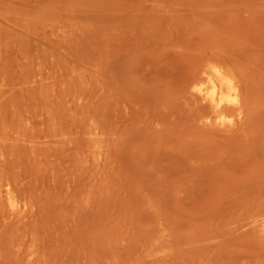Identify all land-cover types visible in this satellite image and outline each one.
Here are the masks:
<instances>
[{"label": "rangeland", "instance_id": "1", "mask_svg": "<svg viewBox=\"0 0 264 264\" xmlns=\"http://www.w3.org/2000/svg\"><path fill=\"white\" fill-rule=\"evenodd\" d=\"M8 1L9 11L0 6L10 14L5 13L9 16L6 20L7 16L0 13V33L3 35L8 28L4 37L0 36L1 44L6 41L0 52L3 48L9 56V66L3 62L0 72L12 71V77L6 73L5 80L6 75L0 74L4 76L1 85L6 87L4 83L11 81L21 90L15 89L19 101L17 93L4 96L11 91L10 85L8 90L0 91L4 96L0 99L9 107L12 96H17L12 99L16 101V115L12 107L7 108L10 113L4 105L2 108L0 100L4 117L2 121L0 118V130L13 129L12 134L0 132L4 145L11 139L6 150L0 143L4 146L0 147V157L14 159L22 143L25 146L20 145L21 150H30V157L42 162H37L40 168L33 170L36 162L33 165L24 149L20 152L25 155L16 153L13 160L17 163L19 158L18 166L5 164V158L0 160V175L6 179L0 176V199L6 196L0 200V250L4 251H0V264H264V0ZM17 23L26 29L24 38L25 32L16 27ZM11 29L24 33L20 36ZM6 33L23 39L17 42L11 38L9 42ZM12 41L14 45L20 43L14 47L20 46L18 53L13 44L10 46ZM24 47L29 51L36 47L31 49L37 52H33L35 55L28 51L35 57ZM3 53L0 59L6 57ZM36 57L39 62H34ZM214 62L227 76L234 77L241 98L237 96L241 104L226 103L217 113L202 95L199 97L201 91L203 94L210 89L206 74L217 66ZM33 70L41 71V78ZM17 71L24 74L20 77ZM196 81L200 89L194 90ZM14 82H20V87ZM32 84L38 85L35 92L40 86L39 96L49 92L58 95L54 99L59 105L54 109H59V117L55 114L59 126L53 120L55 110L49 112V107H54V94L52 98L42 96L43 103L50 100L48 110L46 104L42 106V102L31 98ZM48 86H53V91ZM31 101L41 109L37 108L35 114L42 116V123L39 118L32 121L42 125V134L39 128L33 130L38 126L30 121L34 116L28 117ZM11 111L15 116L20 111L26 113L20 116L21 112L19 118L28 120L18 123L19 118H12ZM47 118L50 124L44 121ZM229 120L231 125L226 124ZM19 124L23 131L29 127L32 135L36 131L37 139L19 131ZM5 125L10 127L6 129ZM44 127L53 134L59 128L60 142L55 134L57 139L54 135L51 139L52 134L49 137ZM45 131L49 138H43ZM17 133L28 136L24 139L27 142L19 134L14 139ZM4 135L6 142L2 141ZM31 147L34 153L41 150L43 159L36 155L39 151L32 154ZM56 148L57 165L52 166H57V173L49 169ZM49 149L53 153L49 151L47 158ZM5 151L14 157L9 160ZM13 166L18 167L16 171ZM7 172L11 181L14 178L13 184L8 182ZM28 173V178L35 176L36 182L35 178L29 182ZM24 186L33 192L27 189L25 193ZM5 188L16 196L17 208L9 206ZM28 192L35 195V200ZM4 206L7 210L3 208V213ZM7 224L13 225L9 229ZM28 230L33 231L32 235ZM36 230L41 237L37 241ZM2 236L10 240L1 241ZM32 242L37 249L40 247L36 257Z\"/></svg>", "mask_w": 264, "mask_h": 264}, {"label": "bare ground", "instance_id": "2", "mask_svg": "<svg viewBox=\"0 0 264 264\" xmlns=\"http://www.w3.org/2000/svg\"><path fill=\"white\" fill-rule=\"evenodd\" d=\"M1 2H2V3L4 2V3H3V6L5 5V3H7V6L5 5V7H3L2 4H0V6H2L1 8H5V9H7V10L9 11L10 8H11L10 1H8V0L3 1V0H2ZM8 3H9L10 5H9ZM8 6H10V8H8ZM6 7H7V8H6ZM1 8H0V9H1ZM21 9H22V8H21ZM3 10H4V9H3ZM11 12H12V11H11ZM21 12H22V11H21ZM21 12H20V17H22V13H21ZM0 13H1V15H4V14L7 13V12H6V11H5V12L2 11V9H1V10H0ZM12 13H13V12H12ZM12 13H11V14H12ZM7 14L10 15L9 13H7ZM7 14H5V18H6V16H7ZM16 14H17V13H16ZM13 15H14V13H13ZM2 17H3V16H2ZM8 17H9V16H7L6 20L8 19ZM22 19H23V18H22ZM20 21H21V19H20ZM22 21H23V20H22ZM8 22L11 24V22H13L12 18H11L10 21L8 20ZM15 22H16V20L14 21V23H15ZM14 23H13V25H15ZM20 23H21V22H20ZM17 24H18V23H17ZM17 24H16V27L19 26L20 29H21V28H22V29L24 28V26H23V27H20L21 25H20V24L17 25ZM21 24H22V23H21ZM0 25H1V23H0ZM7 25H8V24H7ZM13 25H12V26H13ZM2 26H3V25H2ZM8 27H9V26H8ZM13 27H15V26H13ZM0 28H1V26H0ZM5 28H6V26L4 25V26H3V29H5ZM7 29H8V28H6L4 31L6 32ZM9 29H10V27H9ZM17 30H19V29H17ZM24 30H26V29H23V31H24ZM0 31H1V33L3 32L2 29H0ZM5 32H4V33H5ZM9 32H10V31L8 30V33H9ZM11 32H13V29H11ZM20 32H21V30H20L19 32H16V29H15L13 33H14V34H17V33H18V34H21V33L23 34V33L25 32L24 35H23V38H24V36H27V35H25V34H26V31L21 32V33H20ZM1 33H0V34H1ZM4 33H3V35L1 34L0 36H1V37H4ZM10 34L13 35L12 33H10ZM10 34H9V35H10ZM18 34H17V35H18ZM22 34H21L20 36H22ZM5 35H7V33H6ZM7 36H8V35H7ZM15 36H16V35H15ZM15 36H12V37H11V36H8L7 38H9V42L11 41V38H12L13 40L16 39L17 42H18L19 39L21 40V38H22V37H21V38L19 37V39H18V37H15ZM5 38H6V36H5ZM23 38H22V39H23ZM25 38H26V37H25ZM1 39H2V38H1ZM26 39H27V38H26ZM2 40L5 41V39H2ZM16 40H15V41H16ZM24 40H25V39H24ZM3 41H2V42H3ZM15 41H14V42H15ZM26 41H27V40H26ZM0 42H1V40H0ZM5 42H6V41H5ZM5 42H4V43H5ZM9 42H7V43H9ZM12 42H13V41H12ZM12 42L9 43L10 46H12V44H13V49L16 50V52L18 53V52L20 51V50H19V49H20V46L18 47V49H15L14 47L20 45V43L14 45L16 42H15V43H14V42L12 43ZM21 42H22V41H21ZM4 43H2V44L5 45ZM24 43H25V45L28 44V43H26V42H23V44H24ZM0 44H1V43H0ZM2 44H1L0 46L4 48V46H2ZM29 45H30V43H29ZM6 46H7V45H6ZM6 46H5V47H6ZM10 46H9V47H10ZM1 47H0V48H1ZM21 47H22V46H21ZM26 47H28V45H26ZM26 47H24V48L26 49ZM3 48H2V52H0V53H1L0 55H2L3 52H5ZM6 48H8V46H7ZM22 48H23V47H22ZM34 48H36V47H33V48L30 47V48H29L30 51H29L28 49H26V51H27V52L29 51L30 53H32L33 55H35V53H37V52H36L35 50H34V51H33V50L31 51V49H34ZM9 49H10V48H9ZM9 49H8V50H9ZM18 50H19V51H18ZM21 50H22V49H21ZM37 50H39V49L37 48ZM11 51H12V49H11ZM11 51H9V52H11ZM21 52H22V53H21ZM21 52H20V53L23 54V52H25V51L22 50ZM29 52H28V54H30ZM33 52H35V53H33ZM25 53H26V52H25ZM3 54L5 55L6 53H3ZM14 54H15V53H14ZM26 54H27V53H26ZM26 54H25V55H26ZM28 54H27V55H28ZM12 55H13V53H12ZM19 55H20V54H19ZM19 55L17 54V56H19ZM25 55H24V56H25ZM30 55H31V54H30ZM33 55H31V56H33ZM36 55H37V54H36ZM2 56H3V55H2ZM2 56H1V59H3V60H5L6 58L9 57L8 55H7V56L5 55L6 57L3 58L4 56H3V57H2ZM20 56H21V55H20ZM13 57H14V55H13ZM21 57H23V56H21ZM28 57H29V55L26 56V58H28ZM33 57H35V56H33ZM24 58H25V57H24ZM1 59H0V63H1V67H0V69H3V68H4V65H5V64H3V62L6 63V64L8 65V60L6 59L7 61L5 62V61H3V60H1ZM36 59H37V60H36ZM36 59H35L34 62H36V61L39 62V60H38L37 57H36ZM14 60L17 61L16 58H15ZM24 60H25V59H24ZM24 60L22 61V59H20V61H22V62H24ZM26 60H27V59H26ZM18 62H19V60H18ZM20 63H21V62H20ZM25 63H28V62H25ZM40 63H41V56H40ZM214 63L217 64V66H212V67H211V72H209V73L206 74V75H207V76H206V79H207V81H208L209 84H210V89H209L208 91L206 90L207 92H205V93L203 92V94H202V91H201L199 97L201 98V95H202V96H203V97H202L203 100L205 99L207 103H208V102L211 103L212 105H210V107L213 106V108L215 109V111H216V113H217V112L223 110V109H221V108H223V107H224L223 105H225L226 103H228V104H232L233 106H234V105H237V103H239V102H238L239 99L237 98V96H239V98H240V95H239V93L237 94V91H238V90H237V87H236V86H237L238 84L235 85V83L233 82L235 79H232V78H234V77L232 76V78H230L229 76H227L228 74H227V75L225 74L226 71H225L223 68H221V65L218 64V63H216V62H214ZM2 64H3V65H2ZM28 64L30 65V62H29ZM26 65H27V64H26ZM37 65L39 66L40 64H37ZM218 65H219L220 67H218ZM8 66H9V65H8ZM11 66H12V65L10 64V67H11ZM34 66H36V64H34ZM40 66H41V65H40ZM16 67H17V66H16ZM27 67H28V65H27ZM29 67H30V66H29ZM29 67H28V69H29ZM31 67H32V66H31ZM41 67H43V66H41ZM41 67H40V68H41ZM11 68H12V67H11ZM13 68H15V67L13 66ZM6 69H7V67H6ZM8 69H9V67H8ZM8 69H7V70H8ZM17 69L20 71L19 68H17ZM33 69H34V68H33ZM37 69H38V68H37ZM225 69H226V68H225ZM9 70H12V69H9ZM38 70H40V69H38ZM41 70H42V72H43V69H42V68H41ZM223 70H224L225 72H224ZM5 71H6V70H3L4 73L2 74V73L0 72V74H2V75H6L7 72H5ZM13 71H14V70H13ZM19 71H17V73H18V74L20 75V77H21V76H22L21 74H24V73H22L23 71L21 70L22 72H21V74H20ZM33 71L35 72V70H33ZM10 72H11V74H12V71H9V74L7 73L9 78L12 77V75H11V77L9 76V75H10ZM13 73H14V72H13ZM28 73H29V72H28ZM39 73L41 74V71H38V73L35 72L36 75L39 74ZM226 73H227V72H226ZM35 74H34V73L32 74L31 71H30V75H29V76L32 75L31 77H33V75H35ZM40 74H39V75H40ZM27 75H28V74H27ZM39 75H38V76H39ZM0 76H1V75H0ZM23 76L25 77V75H23ZM29 76H28V77H29ZM38 76H37V77L34 76V77L38 78ZM2 77L4 78V76H1L0 78H2ZM8 77H7V75H6L4 79L6 80ZM15 77H16V75H15ZM42 77H44V75H43ZM3 78H2V80H0V81H2V82H0V87H1V88L4 87V86H2V85H3V82H4V81H3V80H4ZM17 78H18V77H17ZM40 78H41V75H40ZM13 79L16 80V78H13ZM21 79H22V78H21ZM28 79H29V78H28ZM7 80H8V79H7ZM30 80H31V79H30ZM40 80L43 81L42 83L44 84L45 81L42 80V79H40ZM40 80H39V81H40ZM203 80H204V79H203ZM27 81H28V80H27ZM33 81L36 82L34 79L32 80V82H33ZM22 82H23V81H22ZM22 82H21V83H22ZM28 82H29V81H28ZM34 82H33V83H34ZM201 82H202V81H201ZM205 82H206V81H205ZM1 83H2V85H1ZM8 83H9V84H8ZM8 83H7V84L4 83V85H6V87H4V88H2V89H5V90L0 89V91H6V90H8V86H9V85H10V86H13V87H10V86H9V88L11 89V91L8 90L9 93H8V91H7V93L5 92L6 95H4V94H3V95L7 97V94H10V93H13V92H14L15 94L17 93L16 95L19 97V98H17V100H18V99L20 100V94L18 95L19 92H17V91L15 90V89H17V88H14L15 84H14V85H11V84H13V82H11V81L8 82ZM10 83H11V84H10ZM14 83H16V82H14ZM17 83H18V82H17ZM17 83H16V87H18V86L20 87V85H18V84H20V82H19L18 84H17ZM30 83H31V82H30ZM38 83L40 84V82H38ZM206 83H207V82H206ZM237 83H238V82H237ZM28 84H29V83H28ZM34 84H37V82L34 83ZM201 84H202V83H201ZM7 85H8V86H7ZM32 85H33V84H32ZM32 85H31V87L33 88V90H34V92H35V86H36V85H35V86L33 85L34 87H33ZM40 85H41V84H40ZM45 85H46V84H45ZM29 86H30V85H29ZM37 86H38V85H37ZM37 86H36V88H37ZM42 86H43V85H42ZM46 86H47V85H46ZM50 86H51V85H50ZM205 86H206V84H205ZM44 87H45V86H44ZM44 87H42V89H43ZM48 87H49V86H48ZM207 87H209V85H207ZM207 87H205L204 89H206ZM6 88H7V89H6ZM39 88H40V86L38 87V90H36L37 92H35V93H37L36 95H38V96H39V94H40L39 91L41 90V89H39ZM49 88H50V87H49ZM51 88H53V86H52ZM51 88H50V91H53V90H51ZM238 88H239V87H238ZM18 89H20V88H18ZM18 89H17V90H18ZM193 89H194V90L200 89L199 86L197 85V81L193 83ZM12 90H13V91H12ZM20 90H21V89H20ZM20 90H18V91H20ZM194 90H192V91H194ZM27 91H28V90H27ZM43 91H44V90H43ZM34 92L31 93V94H33V95H31V96H32L31 98H33L34 100L36 99L37 102H42V101H43L42 98L44 99V97H42V96H45V95H46L47 97H49V96L51 95L50 98H52V95L54 94L53 92H49V93H47L49 96L45 93V95L42 94V96H39V97H41V98H39V97L35 98L36 95L34 96ZM40 92H41V91H40ZM44 92H45V91H44ZM14 93H13V94H14ZM50 93H51V94H50ZM52 93H53V94H52ZM234 93H235V95H233ZM15 94H14V95H15ZM26 94H27V93H26ZM193 94H194V93H193ZM196 94H197V92H196ZM10 95H11V94H10ZM10 95H9L8 98H7L8 100L11 99ZM14 95H13V96H14ZM27 95H28V94H27ZM55 95L58 96L57 94H54V96H55ZM4 96H3V98H4ZM13 96H12V99H15V97H17V96H15V97H13ZM33 96H34V97H33ZM54 96H53V99H54V98H57L56 96H55V97H54ZM6 97H5V98H6ZM9 97H10V98H9ZM0 98H2L1 94H0ZM3 98H2V99H3ZM28 98H30V97L27 96L26 99H28ZM45 98H46V97H45ZM200 98H199V99H200ZM2 99H0V100L2 101ZM12 99H11V101L14 102L15 100H12ZM33 99H32V100H33ZM39 99H41V100H39ZM240 99H241V98H240ZM19 100H18V101H19ZM28 100H29V99H28ZM30 100H31V99H30ZM30 100H29V103H30ZM48 100H49V99H47V102H48V104H50V103H49L50 100H49V101H48ZM200 100H201V99H200ZM205 100H204V101H205ZM207 100H208V101H207ZM18 101H17V102H18ZM25 101H27V100H25ZM57 101H58V100H57ZM13 102L10 103V101H9V103L11 104L10 107H9V105H8V106L5 105L6 103H5L4 100H3L2 103H4V104H2L1 107L4 105V108L6 107V110H8L7 108H11V107H12V110H14L15 115H16V111H15L16 108L13 109V107H15V105L13 104ZM15 102H16V101H15ZM22 102H23V99H22ZM32 102H33V101H31V104H28V106L30 105V108H31V111H30V112H29V108H27V110H28V112H29V113H28V114H29L28 117L30 118V117H33V116H34L32 119L30 118V121L33 122V123H35V122L32 121V120H37L38 118H39V121H38V122H41V120H42V119H41L42 116L39 117V116H38L39 114H35V113H36L35 111L38 110L37 108H39V105L36 104L35 101H34V102H33L34 105H36V106L38 105V107H36V106H34V105L32 104ZM47 102H46V101H45L44 103L42 102V104H44V105H42V106H45V104H46V109H48V107H47ZM55 102H56V99H54V103H51V104H53L54 107H52V108L49 107V109H51L52 111H50L49 109H48V110H49V112H51V113L54 112L53 110H55V112H54V114H53V115H54L53 120H54V123H55V122L58 123L59 120L57 121V119H55V117L58 116L57 112H59V109H58V107H57V108H56V109H58V111H57V110L54 109V108H55L57 105H59V104H58V102H57V103H55ZM16 104H17V103H16ZM25 104H27V103H25ZM51 104H50V106H51ZM56 104H57V105H56ZM239 104H241V101H240ZM12 105H13V106H12ZM19 105H20V104L18 103L17 106H19ZM31 105L33 106V109H35V107H36V109H35V110H32ZM225 107H227V105H226ZM235 107H236V106H235ZM235 107H234V108H235ZM239 107H240V106H239ZM2 108H3V107H2ZM20 108L22 109V107H20ZM25 108H26V107H25V105L23 104V109L25 110ZM44 108H45V107H44ZM237 108H238V107H237ZM0 109H1V108H0ZM21 109H20V110H21ZM23 109H22V110H23ZM39 109H40V108H39ZM46 109H45V111H47ZM240 109H241V107H240ZM240 109H239V110H240ZM1 110H2V109H1ZM1 110H0V111H1ZM3 110H4V109H3ZM18 110H19V107H18ZM24 110H23V111H24ZM40 110H41V109H40ZM225 110H226V108H225ZM236 110H237V109H236ZM9 111H10V110H8V112H9ZM32 111H33V112H32ZM43 111H44V110H43ZM1 112H2V111H1ZM8 112H7V113H8ZM21 112H22V111H20V113H21ZM24 112H26V111H24ZM24 112H22L23 115H21L22 113L20 114V113L17 111V113H19L20 116H25V114H26L27 112H26L25 114H24ZM222 112H225V111H222ZM4 113H5V112H4ZM9 113H10V112H9ZM12 113H13V112L11 111V115H12V118H13V116H15V115H13L14 113H13V114H12ZM32 113H34L36 116H35L34 114H32ZM38 113H40V111H38ZM45 113L47 114L48 112H45ZM51 113H50V115H51ZM220 113H221V112H220ZM19 114H17V116H15V117H17V119L20 117ZM30 114L33 115V116H31ZM48 114H49V113H48ZM55 114H56V116H55ZM223 114H224V113H222V115H223ZM1 115H3V114L0 113V116H1ZM5 115H6V114H4V116H5ZM7 115H8V114H7ZM50 115H49V116H50ZM53 115H52V116H53ZM8 116H10V115H8ZM37 116H38V117H37ZM49 116H48V118H49ZM2 117H3V116L0 117V118H1V121L3 120ZM6 117H7V116H6ZM36 117H37V118H36ZM45 117H46V116H44V118H45ZM58 117H59V116H58ZM58 117H56V118H58ZM3 118H4V117H3ZM21 118H22V119H21ZM21 118H19L20 121L18 120V121H19L18 123H21V120H23V119H24L23 121H25V119L28 120V119L25 118V117H24V118L21 117ZM35 118H36V119H35ZM48 118H47L46 120H44V121L46 122V121L48 120ZM222 118H223V117H222ZM7 119H8V118H7ZM7 119L5 120L6 123H7V121H8ZM17 119H14V121H15V120L17 121ZM16 121H15V124L17 123ZM51 121H52V120H51ZM220 121H222L221 117H220ZM3 122H4V121H3ZM31 122H30V124H31V125H34V124L31 123ZM38 122H37V123H38ZM45 122H44V124L47 125L48 121H47V123H45ZM216 122H217V120H216ZM6 123H4V124H6ZM9 123H10V121H9ZM18 123H17V124H18ZM37 123H35V126H36ZM41 123H42V122H41ZM219 123H220V122H219ZM10 124H11V123H10ZM22 124H24V122H23ZM30 124H29V125H30ZM48 124H50V122H49ZM221 124H222V122H221ZM1 125H2V127H3V124H1ZM11 125H12V124H11ZM20 125H21V124H19V126H20ZM26 125H28V123H26ZM26 125H25V128L28 127V126H26ZM37 125H38V124H37ZM39 125H40V124H39ZM39 125L37 126V128L33 126V130H34V129L37 130V129L39 128L38 131L40 132V134H42V133H41L42 131H40L42 125H41V127H40ZM45 125H44V126H45ZM52 125H54L53 122H52ZM55 125H56V123H55ZM55 125H54V126H55ZM219 125H220V124H219ZM5 126H6V129L10 127V126L7 127V125H5ZM16 126H17V125H16ZM19 126H18V128L21 127V129H20L19 131H21V130L23 129V127H22V125H21L20 127H19ZM23 126H24V125H23ZM56 126H59V125H56ZM216 126H217V125H216ZM47 127H49V125H47ZM47 127H44V128H45V130H47V134H48V136L50 137L51 134H52V136H51L50 138H51V139L54 138L55 135H57V132H58V129H59V128L57 129V127H56V133H54V134H55V135H54L53 132H52V133H51V131L48 132L50 129H49V128H48L49 130L46 129ZM50 127H52V126L50 125ZM16 128H17V127H16ZM28 128H29V127H28ZM28 128L25 129L24 131H25L27 134L33 136V137H34L33 140L37 139V136L34 135V132H35V133H37V132H36V131L31 132V133H33V135H32V134L29 133V132H30V129H28ZM220 128H222V127H220ZM0 129H1V128H0ZM4 129H5V128H4ZM11 129H12V128H11ZM11 129H10L9 131H10L11 134H12L13 132L11 131ZM53 129H54V127H53ZM222 129H223V128H222ZM2 130H3V129H2ZM12 130H13V129H12ZM16 130H18V129H16ZM33 130H31V131H33ZM59 130H60V129H59ZM4 131H5V130H3V131L0 130V132H3V133H6V132H7V133H10V132H8V130H6L5 132H4ZM22 131H23V130H22ZM22 131H21V132H22ZM24 131H23V132H24ZM27 131H28V132H27ZM53 131H54V130H53ZM21 132H20V133H21ZM23 132H22V133H23ZM25 132H24L23 134H26ZM39 132H38V134H39ZM50 133H51V134H50ZM11 134H10V135H11ZM15 134H16V133H15ZM18 134H19V133H17V135H14L15 137L13 136L14 139L16 138V136H18ZM44 134H46V131H45ZM47 134L44 135V137H43L44 139H45V137H46V138L48 137ZM58 134H60V133L58 132ZM10 135H6V136H10ZM53 135H54V137H53ZM0 136H2V134H1ZM21 136L23 137V135L19 134L18 137L20 138ZM24 136H25V135H24ZM42 136H43V135H42ZM57 136H58V135H57ZM57 136H56V137H57ZM4 137H5V135H4ZM4 137H3V140H2V141L5 140V142H6L7 139H6V137H5V139H4ZM22 137H21V138H22ZM35 137H36V138H35ZM49 137H48V138H49ZM56 137H55V138H56ZM1 138H2V137H1ZM1 138H0V139H1ZM7 138H8V137H7ZM9 138H10V137H9ZM11 138H12V136H11ZM25 138H28V139H29L28 136H25ZM25 138L23 137V139H22L23 142L26 141V140L24 141ZM31 138H32V137H31ZM57 138H59V139H57ZM57 138H56V139L60 142V135H59ZM10 140H11V139H10ZM10 140L7 141V143H9ZM16 140H19V139H16ZM46 140H48V139H46ZM53 140H54V139H53ZM57 140H54V141H55V144H56V141H57ZM12 141H13V140H12ZM12 141H11V142H12ZM20 141H21V140H20ZM20 141H19V142H20ZM54 141H52V142L48 141V142L52 144ZM5 142H4V143H5ZM19 142L15 141V143H17V144H18ZM26 142H27V141H26ZM33 142H35V141H33ZM45 142H46V141H45ZM0 143H2V142L0 141ZM7 143H6V144H7ZM15 143H14L13 145L16 147L17 144L15 145ZM2 144H3V143H2ZM2 144H0V147H1ZM6 144H5V145L3 144V145L5 146V148H4V146L2 145V147L4 148V150H6V148L9 147V145L7 144V145H8V147H7ZM25 144H27V143H25ZM33 144H35V145L37 146L36 143H33ZM42 144H43V145H46L47 143H42ZM51 144H49V145H51ZM58 144H59V143H58ZM20 145L23 146L24 144H22V143L20 144V143H19V147H20V148L17 146L18 149H19L20 151H22L24 148H22V150H21V146H20ZM38 145H39V147H40V146L43 147L40 143H38ZM24 146H25V145H24ZM29 146H30V143H29V141H28V144H27V148H28V149H29ZM36 146H35V147H36ZM52 146H53V145H52ZM57 146H58V145H57ZM57 146L54 145L53 147L55 148V147H57ZM10 147H12V146H10ZM15 147H13L14 149H12V151L14 150V152H15ZM41 147H40V149H41ZM25 148H26V147H25ZM31 148H32V147H31ZM37 148H38V146H37ZM43 148H44V151H46V150H45L46 147L44 146ZM47 148H49V147H47ZM54 148H53V149H54ZM57 148H58V147H57ZM57 148L54 150V151H55V152H54V155L51 157V159L53 158V160H50V161H49V163H51V167H52V168L49 167L50 172H51V169H53V170H54L55 168L57 169V166H56V167H55L54 165L52 166V164L57 163V162H55V158H56L55 156H57V153H56V152H57V151H56ZM16 149H17V148H16ZM18 149H17V150H18ZM34 149H35V148H34ZM17 150H16V151H17ZM24 150H25V149H24ZM50 150H51V149H49L48 152H47V153H49V154H48V155L46 154V155H47V156H46L47 158H48V157L50 158V156H49V155H50V152H51ZM20 151H19V152H20ZM26 151H27V150H25V152H26ZM35 151H36V152L39 151L41 154H40L39 152H38L39 154H38V153L36 154V152L34 153V150H33V148H32V151H31L32 154H36L37 156H39V159H43L42 157H44V155L42 156V152H41V150H38V149H37V150H35ZM49 151H50V152H49ZM9 152H10V151H8V153H9ZM14 152H13V153H14ZM19 152H18V153H19ZM25 152H24V153H25ZM28 152H29V157H30V156H31V155H30V150L27 151V153H28ZM16 153H17V152L14 153V154H15V158H16V156H17V154H18V153H17V154H16ZM20 153L23 154V152H20ZM27 153H26V155H27ZM52 153H53V152H51V154H52ZM5 154H7L6 151H5ZM14 154H13L12 158L14 157ZM55 154H56V155H55ZM19 155H20V154H18V156H19ZM23 155H25V154H23ZM23 155H22V158L24 157ZM40 155H41V156H40ZM7 156L9 157V154H7ZM33 156H34V155H33ZM37 156H36V157H37ZM1 157H2V156H1ZM1 157H0V158H1ZM40 157H41V158H40ZM3 158H5V157H3ZM3 158H1L0 160H3ZM12 158L9 157V160L12 159ZM15 158H14V159H15ZM26 158H27V156H26ZM30 158H31V159H30V161H31V160H32L33 158H35V157H33V158L30 157ZM14 159L8 161V158H7V159L5 158L4 160H7L8 163L3 162V165H4V163L8 165L9 162H10V164H11V163H12V165H13V164H15V165L17 164L16 166H18L19 158L16 159V160H18L17 163H15V162L13 161ZM4 160H3V161H4ZM16 160H15V161H16ZM25 160H26V159H25ZM25 160H22L21 163L23 164V161H25ZM34 160H35L36 164H35L34 168H33V166H32V169L34 170V169L36 168V170H37V169L40 168V167L37 168V166H39V164H37V162H42V161H39V160H38V157H37L36 159H33L32 163L34 162ZM37 160H38V161H37ZM12 161H13V162H12ZM26 161H27V160H26ZM28 161H29V160H28ZM28 161H27V162H28ZM51 161H52V162H51ZM53 161H54V163H53ZM56 161H57V160H56ZM35 162H34V163H35ZM1 163H2V162H0V164H1ZM25 163H26V162H25ZM25 163H24V166L29 165V164H27V163H26V165H25ZM34 163H33V165H34ZM55 165H57V164H55ZM4 166H5V165H4ZM8 167H10V166H8ZM11 167H12V166H11ZM11 167H10V168H11ZM27 167H28V166H26V168H27ZM54 167H55V168H54ZM14 168H15V166H13V171H14V170L16 171L18 167H17L16 169H14ZM21 168H23V166H22ZM26 168H25V169H26ZM29 168H30V166H29ZM1 169H2V168L0 167V171H1ZM8 169H9V168H8ZM32 169H31V170H32ZM5 170H6V169H5ZM5 170H4V171H5ZM26 170H27V169H26ZM26 170H25V171H26ZM6 171H8V170H6ZM6 171H5V172H6ZM10 171L12 172V170H10ZM54 171H55V173H57L56 170H54ZM27 172H29V169H28ZM32 172H33V171H32ZM36 172L38 173V172H40V171H36ZM36 172L33 173L32 175L37 174ZM14 173H16V172H14ZM14 173H12V174H14ZM23 173L26 174V172H23ZM46 173H47V171H46ZM48 173H49V171H48ZM1 174H4V172L2 171ZM12 174H11V175H12ZM17 174H18V173H17ZM39 174H40V173H39ZM7 175H8V172H7ZM14 175H15V174H14ZM14 175H13V176H14ZM26 175H27V174H26ZM41 175H42V173H41ZM0 176H1V175H0ZM5 176H6V174H5ZM13 176H12V178H13ZM36 176H37V175H36ZM49 176H50V175H49ZM1 177H2V176H1ZM1 177H0V179H1ZM17 177H18V175H17ZM28 177H30V176H29V173H28L27 179L30 180L31 178H32V179L35 178V176H34V178H33V176H32L31 178H28ZM54 177L56 178V174L54 175ZM54 177H53V178H54ZM2 178H3V180H6V179H4L5 177H2ZM9 178H10V177H9V175H8V182L11 181V180H10L11 178H10V179H9ZM23 178H24V179H23L22 181L24 182V181H25V177L23 176ZM37 178H38V176H37ZM27 179H26V181H29V180H27ZM32 179H31V180H32ZM15 180H19V179H15ZM31 180H30L29 182H31ZM50 180H51V179H50ZM19 181H20V180H19ZM56 181H57V180H54L53 182H56ZM1 182H2V180L0 181V183H1ZM11 182H12V184L15 182V181H14V178H13V181H11ZM23 182H21V183H23ZM35 182H36V178H35ZM4 183H5V182H4ZM16 183H17V181H16ZM18 183H19V182H18ZM50 183H51V182H50ZM2 184H3V182L0 184V187H2V186H1ZM7 184H8V183H7ZM19 184H20V183H19ZM23 184H25V182H24ZM54 184L57 185V183H54ZM27 185H28V184H27ZM27 185H26V186H27ZM31 185H32V186H31L32 190H34V189H35V187L33 188V186L35 185L34 182H32ZM9 186H10V184H8V188L10 189L11 186H10V187H9ZM12 186L14 187L15 185H12ZM51 186H53V183H52ZM17 187H18V186H17ZM17 187H15V191L18 190ZM29 187H30V186H29ZM24 188L26 189V190L24 191L25 193H26L27 189H28V190L31 189V188H26L25 186H24ZM52 188H53V187H52ZM1 189H2V188H1ZM5 189L7 190V188H5ZM9 189L6 191V193L8 194V196H7L8 204H9V206H10L11 208L15 209V207H16L15 197H16V196L14 197V195L10 194V190H11V189H10V190H9ZM20 189H21V188H20ZM55 189H56V188H55ZM32 190H29V191H32ZM52 190H53V189H52ZM11 191H12V190H11ZM15 191L13 190V192H15ZM20 191L22 192V190H20ZM32 192H33V191H32ZM32 192H28V193H29V194L31 193V194L33 195L34 200H35V195H34ZM34 192H35V190H34ZM17 193H18V191H17ZM17 193L15 192L14 194H17ZM25 193H24V194H25ZM28 193H27V194H28ZM0 194H2V193H0ZM25 195H26V194H25ZM4 196H5V194H4ZM4 196L1 197V199H0L1 201H2V198H4ZM17 196H19V194H18ZM29 196H30V195H29ZM54 196H55V195H54ZM5 197H6V196H5ZM21 197H22V196H21ZM31 197H32V196H31ZM31 197H30V198H31ZM33 198H32V199H33ZM16 199H17V198H16ZM25 199H26V198H25ZM53 199H55V197H53ZM53 199H52V201H53L54 203H56V200L54 201ZM34 202L36 203V201H34ZM1 203H2V202H1ZM28 203H29V202H28ZM25 204H26V203H25ZM29 204H31V203H29ZM5 205H6V203H5ZM26 205H27V204H26ZM24 206H25V205H24ZM7 207H8V205H7ZM26 207H27V206H26ZM29 207H30V206H28V208H29ZM3 208L6 209L5 206L2 207V208H1L2 211H3ZM16 208H17V207H16ZM24 208H25V207H24ZM28 208H27V210H28ZM54 208H55V206H54ZM22 209H23V208H22ZM6 210H7V209H6ZM16 210H17V209H16ZM27 210H26V208H25V211H27ZM27 212H29V211H27ZM0 213H1V212H0ZM3 213H4V211H3ZM6 213H7V212H6ZM12 213L14 214V216H13V214H10V215L13 216V217H15V214H16V213H15V210H14V212H13V210H12ZM17 213H20V212H17ZM30 213H32V212H30ZM0 215L2 216V214H0ZM1 216H0V218H1ZM8 216H9V214H8ZM32 217H33V215H32ZM10 218H11V217H10ZM19 218H20V217H19ZM19 218H18V219H19ZM21 218H22V216H21ZM21 218H20V219H21ZM25 218H26V217H25ZM6 219H7V216H6ZM18 219H17V220H18ZM20 219H19V220H20ZM32 219H33V218H32ZM3 220H5V218H4ZM3 220H2V221H3ZM11 220H12V219H11ZM19 220H18V222H20ZM34 220H35V219H34ZM12 221H13V220H12ZM29 221H30V220H28V222H29ZM36 221H37V220H36ZM7 222H8V221H7ZM25 222H26V220H25ZM30 222H32V220H31ZM34 222H35V221H33V224L36 223V222H35V223H34ZM256 222H257V221H256ZM14 223H15V222H14ZM3 224H4V223H3ZM33 224H30V223L28 224V223H27V225H29L30 227H31V225L33 226ZM37 224H38V222H37L35 225H37ZM7 225H8V224H7ZM9 225H13V224H9ZM9 225H8V228L10 229L12 226L9 227ZM15 225H17V224H15ZM15 225H14V226H15ZM17 226H18V225H17ZM17 226H16V227H17ZM16 227H15V228H16ZM24 227H25V226H24ZM30 227H29V228H30ZM8 228H7V229H8ZM18 228H19V227H18ZM18 228H17V230H18ZM27 228H28V227H27ZM27 228H25V229H27ZM29 228H28V229H29ZM33 228H34V227H33ZM33 228H32V229H33ZM262 228H263V227H262ZM25 229H24V230H25ZM32 229H31V230H32ZM21 230H22V229H21ZM31 230H30V231L28 230V231L30 232V234H31V232H33V231H31ZM262 230H263V229H262ZM3 231H4V230H3ZM8 231H10V230H8ZM15 231H16V230H15ZM15 231H14L13 235H11L12 232L10 233V235L13 236V238H14ZM36 231H37V230H36ZM38 231H39V228H38ZM38 231L36 232V233H37V236H38ZM21 233H22V231H21ZM39 233H40V231H39ZM2 234L4 235L3 232H2ZM2 234H1V235H2ZM22 234H23V233H22ZM5 235H6V234H5ZM5 235H4V236H5ZM19 235H20V234H19ZM31 235H32V234H31ZM4 236L1 237V238H2L1 241L3 240V238H4V240L8 238L7 236H6V238H5ZM29 236H30V235H29ZM22 237H23V236H22ZM24 237H25V234H24ZM17 238H18V237H17ZM35 238H36V237H35ZM35 238H34V240L32 239L33 242H34V244L36 243V242H35ZM38 238H41V237H40V234H39V236L36 238V241H37ZM23 239H24V238H23ZM9 240H10V239L8 238V240H6V241H9ZM19 240H21V239H19ZM28 240H29V239H28ZM21 241H22V240H21ZM21 241H19V242H21ZM40 241H41V240H40ZM27 242H28V241H27ZM33 242H32V244H33ZM22 243H23V242H21V245H22ZM30 243H31V242H29V244H30ZM40 243H41V242H40ZM17 244H18V243H17ZM34 244H33L32 247H35ZM36 245H37V244H36ZM26 246L29 247V245H26ZM37 246H39V245H37ZM0 247H1V245H0ZM3 248H4V243H3ZM25 248H26V247H25ZM5 249H6V248H5ZM32 249H34V248H32ZM32 249H31V250H32ZM35 249H36V250H35L36 252L33 251V252H34L33 255H35V257H36V254H35V253H37V250H40V247H39L38 249H37V247H35ZM6 250H7V249H6ZM24 250H27V252H28V249H24ZM0 251H1V252L3 251L2 248H1ZM42 251H43V250H41L40 252H42ZM3 252H4V251H3ZM7 252L9 253L10 251L8 250ZM31 252H32V251H31ZM8 253H7V254H8ZM2 254H3V253H2ZM5 254H6V251H5ZM27 254H28V253H27ZM42 254H43V252H42ZM0 256H1V253H0ZM23 256H25V253L23 254ZM40 256H41V254H40ZM1 257H2V256H1ZM3 258H6V256L3 257ZM26 259H27V258H26ZM29 259H30V258H29ZM36 259H38V258H36ZM18 260L21 261V258L18 259ZM2 261H3V260H2ZM9 261H10V260H9ZM6 262H7V261H6ZM16 262H17V260H16ZM8 263H9V262H8ZM1 264H2V263H1ZM25 264H32V263H30V262L27 263V262H26Z\"/></svg>", "mask_w": 264, "mask_h": 264}, {"label": "clouds", "instance_id": "3", "mask_svg": "<svg viewBox=\"0 0 264 264\" xmlns=\"http://www.w3.org/2000/svg\"><path fill=\"white\" fill-rule=\"evenodd\" d=\"M233 95H235V93H234ZM222 123H223V122H222ZM231 123H232L231 120H229V121L226 122L227 125H231Z\"/></svg>", "mask_w": 264, "mask_h": 264}]
</instances>
